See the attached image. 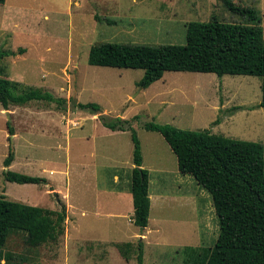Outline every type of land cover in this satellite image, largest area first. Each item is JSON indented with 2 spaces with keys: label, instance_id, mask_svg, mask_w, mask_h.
Masks as SVG:
<instances>
[{
  "label": "rangeland",
  "instance_id": "rangeland-1",
  "mask_svg": "<svg viewBox=\"0 0 264 264\" xmlns=\"http://www.w3.org/2000/svg\"><path fill=\"white\" fill-rule=\"evenodd\" d=\"M233 1L256 8L264 29V0ZM213 17L248 23L222 0L0 4V50L16 52L0 60L2 75L67 99L63 106L32 101L4 108L0 103V194L50 209L61 204L67 208L65 232L56 241L30 246L26 232L14 230L0 264H138L136 252L127 259L115 244L132 241L136 247L142 238L143 264H185V246L215 244L220 224L211 193L192 174L180 172L168 142L144 124L209 129L264 145L262 78L171 70L145 88L138 84L143 68L88 62L91 46L99 42L186 44L187 23ZM77 101L97 103L101 112L79 108ZM100 114L128 120L141 141L142 167L149 171L152 193L145 230L134 223L130 197L132 129L112 130ZM10 149L11 170L44 177L48 183L7 180L4 159Z\"/></svg>",
  "mask_w": 264,
  "mask_h": 264
},
{
  "label": "trees",
  "instance_id": "trees-1",
  "mask_svg": "<svg viewBox=\"0 0 264 264\" xmlns=\"http://www.w3.org/2000/svg\"><path fill=\"white\" fill-rule=\"evenodd\" d=\"M224 6L247 18L248 23L225 22L213 17L208 21L187 23L186 44H139L99 42L91 46L88 62L92 65L143 68L138 82L148 87L166 71L215 72L219 75L245 74L262 78L264 107V29L256 8L222 0ZM6 0H0L4 4ZM97 16V15H96ZM98 17V16H97ZM99 19V18H98ZM24 52V48H19ZM0 50V60L10 54ZM66 98L55 96L42 88L24 86L3 76L0 71V103L4 108L24 106L32 101H46L63 106ZM77 107L101 112L97 103L75 102ZM102 123L112 130L132 129L133 162L131 191L134 197L135 225L143 228L150 212L149 171L142 167L141 141L130 122L120 117L100 114ZM215 122H219V119ZM147 130L162 134L178 160L184 174H192L213 197L219 218L220 232L213 246L184 247L185 264H264V145L257 141L231 138L209 129L191 130L169 123L153 121L144 124ZM8 130L14 129L8 122ZM14 152L4 159L7 180L18 183H48L44 177L11 170ZM67 208L50 209L8 199L0 194V259L4 246L14 230L26 232L30 246L56 241L65 232ZM129 259L137 254L138 264L144 263V241L135 247L132 241L115 244Z\"/></svg>",
  "mask_w": 264,
  "mask_h": 264
},
{
  "label": "crops",
  "instance_id": "crops-1",
  "mask_svg": "<svg viewBox=\"0 0 264 264\" xmlns=\"http://www.w3.org/2000/svg\"><path fill=\"white\" fill-rule=\"evenodd\" d=\"M77 121H79V120H77ZM78 125V124H77ZM79 125H80V123H79ZM117 131V130H116ZM213 133H215V132H213ZM218 134V133H217ZM223 135V134H222ZM172 149V148H171ZM174 152V151H173ZM143 153V152H142ZM175 153V152H174ZM144 160V159H143ZM133 164H134V162H133ZM142 166H144L143 164H142ZM134 167H135V164H134ZM133 167V168H134ZM133 170V169H132ZM116 177V179L118 178V174H114V178ZM149 178H150V174H149ZM119 179H120V177H119ZM130 197H131V199H132V201H133V213H134V211H135V207H134V197H133V193H132V191H131V195H130ZM151 197H152V193H151V191H150V185H149V198H150V212H149V218H148V223H147V225H145L143 228H141L142 230H145L147 227H148V225H149V222H150V215H151V207H152V199H151ZM161 198H163V197H161ZM195 209L198 211V206H197V202H196V206H195ZM195 228H196V226H195ZM142 235L143 236H146L145 234H143L142 233ZM142 239H144V238H142ZM188 246V245H187Z\"/></svg>",
  "mask_w": 264,
  "mask_h": 264
}]
</instances>
